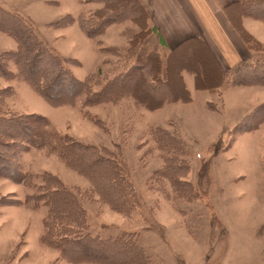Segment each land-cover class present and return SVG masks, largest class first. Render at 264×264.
<instances>
[{"label":"rangeland","instance_id":"rangeland-1","mask_svg":"<svg viewBox=\"0 0 264 264\" xmlns=\"http://www.w3.org/2000/svg\"><path fill=\"white\" fill-rule=\"evenodd\" d=\"M101 6L99 1L0 0V8L30 24L50 51L73 60L68 67L75 78L84 80L98 72L90 79V91L98 90L133 62L134 55L126 52L128 36L138 31L125 20L110 24L96 39L86 37L77 17ZM65 16V21L71 18L67 25L51 24ZM261 22L249 19L246 28L264 44ZM143 43L144 52L160 54L164 69L163 44L155 35ZM99 47L120 52L102 53ZM16 49V41L0 31V52ZM196 50H180L172 64H190L197 58L211 70L205 53ZM258 56L263 59L264 53ZM8 64L16 74L14 62ZM171 83L176 84L173 75ZM0 89L3 115L44 116L58 135L105 148L118 157L136 199L127 214L115 211L99 198L90 180L56 152L30 147L17 157L25 181L0 177V264H100L80 259L78 253L71 257L61 254L41 240L48 207L32 196L44 173L56 176L76 195L86 213L82 234L116 238L131 233L150 264H264V102L245 112L252 103L264 100V93H230L222 105L220 91H212L214 94L190 86V103L169 102L151 111L137 105L128 91L92 104L84 103L86 94L82 92L71 104L54 105L18 75L0 77ZM240 122L246 130L236 133L234 126ZM155 126L174 132L187 145L184 158L189 169L179 178L191 185V198L178 195L158 173L165 163L150 133Z\"/></svg>","mask_w":264,"mask_h":264},{"label":"trees","instance_id":"trees-1","mask_svg":"<svg viewBox=\"0 0 264 264\" xmlns=\"http://www.w3.org/2000/svg\"><path fill=\"white\" fill-rule=\"evenodd\" d=\"M95 1L101 2L102 6L87 15L80 14L77 17L78 26L86 37L96 39L110 24L125 20L138 27L137 32L128 36L129 46L126 52L133 54L134 59L127 68L106 80L98 90L90 91V79L98 72L89 74L84 80L75 78L68 67L69 63L73 64L72 59L50 51L30 24L17 14L0 8V31L7 33L17 43L15 51L0 52V77L20 76L54 105L71 104L82 92L86 94L84 103L92 104L117 98L128 91L137 105L151 111L162 108L169 102L191 100L183 80V72L193 75L194 87L199 90L212 92L219 87L264 86V58L258 56L259 52L264 53V44L242 23L244 17L264 22V0L237 1L224 9L241 40L255 53L253 61L235 66L225 79L200 38H187L166 53L164 69L161 56L156 50L144 52L146 46H143V42L149 36L155 35L161 45L163 42L149 24L147 13L139 0H80L82 3ZM65 18L66 16L51 24L55 27L65 26L71 21V18L66 21ZM184 48L190 53L197 51L196 49L203 51L211 62V70H206L197 58L191 60L190 64L173 65V56ZM98 50L102 53L120 52L113 47H99ZM10 61L16 65V74L9 69ZM171 75L176 77V84L171 83ZM126 83L127 91H124ZM155 87H161L164 91H156ZM241 124L242 122L234 126V132L246 130ZM150 133L164 158L165 165L158 173L170 181L178 195L191 198L194 196L191 185L179 178L189 169L184 158L188 153L187 145L180 136L160 126H155ZM30 147L48 148L56 152L69 167L90 180L99 198L106 201L113 210L127 214L136 205L133 186L122 173L120 160L113 153L105 148L83 145L68 135H58L51 131L50 123L44 116L3 115L1 112L0 177L24 182L17 157ZM41 179L32 199L37 203L42 201L48 207L44 221L46 231L41 237L43 242L59 249L61 254L71 257L78 253L80 259L100 264H150V258L137 246L131 233L124 232L116 238L82 234V229L87 225L86 213L74 192L50 173L42 174Z\"/></svg>","mask_w":264,"mask_h":264},{"label":"crops","instance_id":"crops-1","mask_svg":"<svg viewBox=\"0 0 264 264\" xmlns=\"http://www.w3.org/2000/svg\"><path fill=\"white\" fill-rule=\"evenodd\" d=\"M139 1L147 13L149 24L154 27L161 38L163 49L166 53L187 38H200L213 56L224 79L228 72L235 66L251 62L255 58V53L242 42L224 12L225 7L242 0ZM249 19L260 21L251 17H244L242 23L245 28L246 21ZM189 76L191 78H189ZM183 80L190 93L191 100L187 102L190 103L192 101L190 86L194 87L193 75L183 72ZM238 88L247 90H236ZM263 89L264 86L248 85L230 87L227 89L219 87L217 90L221 92L222 105H225L227 96L230 93H242V91H244V94L252 96V94L257 95L264 93ZM251 92L252 94H249ZM211 93L216 94V92ZM262 102H264V100L259 101L257 104L252 103L245 112H250L255 106Z\"/></svg>","mask_w":264,"mask_h":264}]
</instances>
